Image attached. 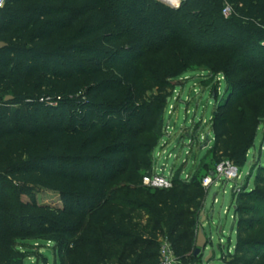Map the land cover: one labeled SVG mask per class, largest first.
<instances>
[{
    "label": "trees",
    "instance_id": "1",
    "mask_svg": "<svg viewBox=\"0 0 264 264\" xmlns=\"http://www.w3.org/2000/svg\"><path fill=\"white\" fill-rule=\"evenodd\" d=\"M224 1L248 35L237 40L241 51L261 47L264 0H186L178 10L156 0H9L0 10V264L24 260V240L54 243L61 264H160L159 238L179 261L197 258L191 207L202 187L189 193L180 172L171 190L142 184L153 147L140 139L166 105L147 95L167 83L141 59L163 50L225 55ZM239 66L252 79L227 89L234 103L264 89V59L244 53ZM212 127L214 158L243 161L250 139L233 135L227 115ZM39 189L63 207L40 204ZM245 196L254 206L236 210L243 227L233 264H249L239 256L260 248L249 216L264 196Z\"/></svg>",
    "mask_w": 264,
    "mask_h": 264
},
{
    "label": "rangeland",
    "instance_id": "2",
    "mask_svg": "<svg viewBox=\"0 0 264 264\" xmlns=\"http://www.w3.org/2000/svg\"><path fill=\"white\" fill-rule=\"evenodd\" d=\"M185 1L176 0L173 7L165 5L178 10ZM221 8L225 22L223 32L227 40L220 43L227 47L225 55L214 58L212 55L192 56L187 51L178 54L175 50H163L148 53L141 59V64L150 72L163 75L167 83L162 92L157 89L147 95L154 99L162 96L166 105L155 132L140 139L153 147L150 156L152 168L142 172V176L167 169V173H181L189 193H198L194 187L197 185L204 190L202 201H197L191 211L196 215V239L200 227H203L209 244L197 258L180 260L181 264H233L238 234L243 227L236 210L245 205L254 206L246 199V193L258 192L264 196V89L236 103L227 90L232 83L252 79V73L239 66V58L247 53L249 57L264 59V40L257 49L244 48L241 51L237 40H247L248 35L233 19L232 4L224 1ZM226 8L228 13H224ZM261 30L264 31V27ZM128 45L127 40L120 41V47L127 48ZM158 45L156 43L154 47ZM226 73H230L232 78L226 77ZM215 115H227L232 123L233 135L236 137L244 133L247 136L244 138L251 141L250 152L238 164L222 154L217 158L213 156L215 135L212 120ZM207 137L211 142L202 150ZM223 163L236 165L241 171L240 179L205 188L203 182L208 173L214 172ZM36 193L40 204L63 207L60 195L42 189L36 190ZM258 209L259 214L249 217L258 221L253 224L252 236L255 245L260 248H252V253L239 256L249 264H264V203L259 204ZM162 239L159 238V242ZM56 248L54 243L46 240L20 241L17 249L24 260L18 259L16 264H61L65 253L57 254ZM210 253L212 256L209 257Z\"/></svg>",
    "mask_w": 264,
    "mask_h": 264
},
{
    "label": "built area",
    "instance_id": "3",
    "mask_svg": "<svg viewBox=\"0 0 264 264\" xmlns=\"http://www.w3.org/2000/svg\"><path fill=\"white\" fill-rule=\"evenodd\" d=\"M9 0H0V10H2ZM229 9H224L228 13ZM212 175H208L203 182L205 188L218 185L221 182H236L241 177L240 169L232 164L223 163L219 165ZM142 184L144 187L152 190H171L173 184V174L163 172H153L143 177ZM160 247V264H181L174 254L171 244L166 239H162Z\"/></svg>",
    "mask_w": 264,
    "mask_h": 264
},
{
    "label": "water",
    "instance_id": "4",
    "mask_svg": "<svg viewBox=\"0 0 264 264\" xmlns=\"http://www.w3.org/2000/svg\"><path fill=\"white\" fill-rule=\"evenodd\" d=\"M159 2L164 3V4H169L168 2H166L165 0H159ZM173 7V5H171ZM211 140L209 137H207L205 144L202 146V150L207 148L210 144ZM211 175L213 176V173H211ZM209 244V240L205 234V231L203 229V227H200L199 232H198V236H197V241H196V249L194 252V256L198 257L202 252H204ZM212 256V253H210L209 257ZM208 261V260H207Z\"/></svg>",
    "mask_w": 264,
    "mask_h": 264
},
{
    "label": "bare ground",
    "instance_id": "5",
    "mask_svg": "<svg viewBox=\"0 0 264 264\" xmlns=\"http://www.w3.org/2000/svg\"><path fill=\"white\" fill-rule=\"evenodd\" d=\"M166 2H168V0H165Z\"/></svg>",
    "mask_w": 264,
    "mask_h": 264
},
{
    "label": "crops",
    "instance_id": "6",
    "mask_svg": "<svg viewBox=\"0 0 264 264\" xmlns=\"http://www.w3.org/2000/svg\"><path fill=\"white\" fill-rule=\"evenodd\" d=\"M167 170V169H166Z\"/></svg>",
    "mask_w": 264,
    "mask_h": 264
}]
</instances>
